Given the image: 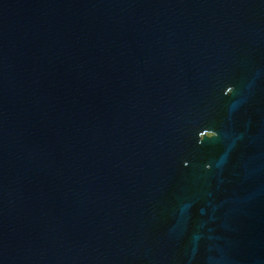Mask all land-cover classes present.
I'll return each instance as SVG.
<instances>
[{
  "label": "water",
  "instance_id": "obj_1",
  "mask_svg": "<svg viewBox=\"0 0 264 264\" xmlns=\"http://www.w3.org/2000/svg\"><path fill=\"white\" fill-rule=\"evenodd\" d=\"M0 264H264V0H0Z\"/></svg>",
  "mask_w": 264,
  "mask_h": 264
}]
</instances>
